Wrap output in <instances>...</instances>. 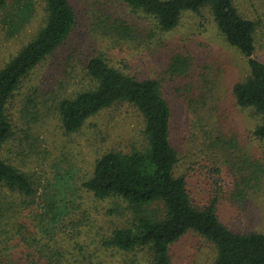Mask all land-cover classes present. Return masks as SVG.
I'll list each match as a JSON object with an SVG mask.
<instances>
[{
    "label": "trees",
    "instance_id": "16d2710c",
    "mask_svg": "<svg viewBox=\"0 0 264 264\" xmlns=\"http://www.w3.org/2000/svg\"><path fill=\"white\" fill-rule=\"evenodd\" d=\"M119 1L150 20L154 27L151 37L155 32L175 31L186 13L200 15L208 9L225 42L247 60L249 74L233 85L232 96L239 108L251 110L261 119L252 134L264 143V62L256 58L258 24L244 17L234 0ZM7 5L8 0H0V9ZM109 13L102 9L99 18L106 23V35L117 33L122 41H136V28ZM33 17L30 3L6 12L8 35L17 37ZM78 25L79 16L71 0H44L42 27L0 69V264L70 263L59 236L65 234L73 242L87 224V218H79L81 191L111 202L113 208L108 212L113 216L123 209L126 213L120 218H128L126 225L100 240L99 250L146 254L148 264H173L172 246L195 233L214 246L212 264H264V233H240L228 227L218 215L219 198L208 206L196 207L186 178L176 175L179 154L172 141L173 110L162 93L161 78L128 74L101 53L84 63L85 76L92 84L73 97L49 99L50 105L44 96H37L43 95L39 90H34L25 101L17 100L24 80L68 43ZM190 66L187 56L176 55L167 73L173 78H188ZM120 103L132 105L142 116L144 143L130 152L105 153L96 161L92 177L81 185L76 170L55 163L53 179L44 183L1 153L12 144L23 146L32 138L36 140L31 132L40 121L37 109L41 111V104L49 106L47 113L58 118L66 135H73L90 119ZM29 148L37 149L33 143ZM231 169L239 173L233 199L243 203L251 191H260L264 164L244 157ZM213 170L220 176V169ZM78 249L82 255L79 264H90L93 255L88 251L84 254L82 246Z\"/></svg>",
    "mask_w": 264,
    "mask_h": 264
},
{
    "label": "rangeland",
    "instance_id": "374dc122",
    "mask_svg": "<svg viewBox=\"0 0 264 264\" xmlns=\"http://www.w3.org/2000/svg\"><path fill=\"white\" fill-rule=\"evenodd\" d=\"M71 2L79 16L78 28L65 46L24 80L17 100L25 101L34 90H39L43 95L37 96H44L50 105L49 99L73 97L92 84L85 76L84 63L101 53L108 56L114 67L128 74L161 78L162 93L173 110L172 141L179 154L175 173L186 178L193 204L204 207L219 198L218 215L228 227L240 233H264V181L262 191H251L243 203L231 195L239 175L238 170L231 169L235 161L240 163L247 157L264 164V143L252 134L261 119L251 110L239 108L232 96L233 85L246 78L249 66L246 58L220 35L210 11L204 9L200 15L186 13L175 31L155 32L151 37L154 27L150 20L119 0ZM29 3L33 4L34 17L21 34L11 38L5 13ZM234 3L244 17L258 24L256 58L264 62V0H234ZM102 9H108L111 17L136 28L137 40L122 41L117 33L106 35V23L99 21ZM43 23L44 0H8L7 7L0 9V69L37 34ZM176 55L190 60L188 78L168 75V65ZM49 109L45 104H41V111L37 109L40 121L31 132L36 140L32 138L23 146L12 144V149L7 146L1 152L44 183L53 179L58 163L60 168L76 170L81 185L92 177L96 161L105 153L130 152L144 143L143 118L128 103L103 111L73 135L64 133L58 118L47 113ZM31 143L36 145V150L29 148ZM214 168L220 169V176ZM216 180L220 183L216 184ZM80 195L79 218L84 216L88 221L81 229L80 238L73 242L65 234L59 236V243L70 260L66 264H79L82 260L79 246L84 248V254L88 251L93 255L90 264H148L146 254L135 256L99 250L103 237L127 224V217L120 218L126 212L121 209L122 213L113 216L108 212L113 208L111 202L97 200L84 191ZM171 257L173 264H212L216 250L199 235L189 233L172 246Z\"/></svg>",
    "mask_w": 264,
    "mask_h": 264
}]
</instances>
